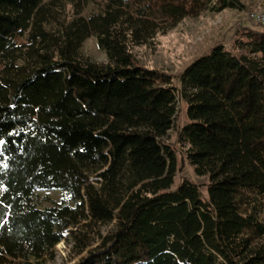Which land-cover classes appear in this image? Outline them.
I'll return each mask as SVG.
<instances>
[{"label": "trees", "instance_id": "trees-1", "mask_svg": "<svg viewBox=\"0 0 264 264\" xmlns=\"http://www.w3.org/2000/svg\"><path fill=\"white\" fill-rule=\"evenodd\" d=\"M93 1L0 0V264H45L60 240L96 243L73 264H264V30L237 29L174 86L129 47L238 0H104L82 15ZM89 36L106 62L80 55ZM178 100L205 197L172 188ZM51 189L61 202L40 207L34 191Z\"/></svg>", "mask_w": 264, "mask_h": 264}, {"label": "rangeland", "instance_id": "rangeland-1", "mask_svg": "<svg viewBox=\"0 0 264 264\" xmlns=\"http://www.w3.org/2000/svg\"><path fill=\"white\" fill-rule=\"evenodd\" d=\"M103 2L104 0H94L83 8L81 14L86 16L90 12L100 11ZM238 4V8H225L219 12L202 11L193 17H184L165 33L156 34L154 44L151 46L132 45L129 51L138 65L168 75L171 84L179 86L182 74L191 63L216 45L228 47L237 29L244 27L264 30V23L257 24L253 20L256 16L264 14V0H238ZM16 41L23 42V37H18ZM79 53L94 62H106L105 55L97 48L93 36L84 39ZM184 109V103L178 100L173 127L168 131L165 139L175 154L172 188L182 179H187L196 184L202 197H205L207 177L193 173L192 166L184 157L185 145L181 142L178 133L180 126L186 122ZM62 198L63 193L56 189L37 190L33 193V199L40 207L61 202ZM112 224L111 222L104 226L102 233L109 231ZM86 249L80 254H75L72 243L60 240L53 247L52 258L47 259L45 264H73L84 255Z\"/></svg>", "mask_w": 264, "mask_h": 264}, {"label": "built area", "instance_id": "built-area-1", "mask_svg": "<svg viewBox=\"0 0 264 264\" xmlns=\"http://www.w3.org/2000/svg\"><path fill=\"white\" fill-rule=\"evenodd\" d=\"M253 20L257 23V24H263L264 23V14H261L259 16H256L255 18H253Z\"/></svg>", "mask_w": 264, "mask_h": 264}]
</instances>
